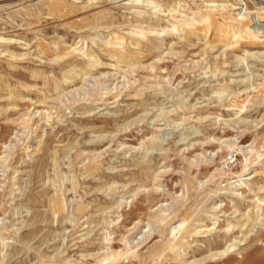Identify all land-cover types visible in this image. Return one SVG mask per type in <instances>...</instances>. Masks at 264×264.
I'll return each instance as SVG.
<instances>
[{"label": "rangeland", "instance_id": "rangeland-1", "mask_svg": "<svg viewBox=\"0 0 264 264\" xmlns=\"http://www.w3.org/2000/svg\"><path fill=\"white\" fill-rule=\"evenodd\" d=\"M0 264H264V0H0Z\"/></svg>", "mask_w": 264, "mask_h": 264}, {"label": "bare ground", "instance_id": "bare-ground-1", "mask_svg": "<svg viewBox=\"0 0 264 264\" xmlns=\"http://www.w3.org/2000/svg\"><path fill=\"white\" fill-rule=\"evenodd\" d=\"M114 55V54H113Z\"/></svg>", "mask_w": 264, "mask_h": 264}]
</instances>
